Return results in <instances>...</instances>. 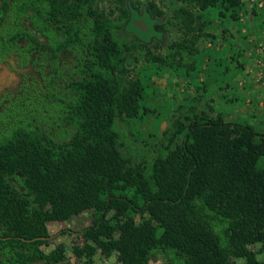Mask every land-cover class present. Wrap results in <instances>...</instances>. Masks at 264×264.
Instances as JSON below:
<instances>
[{
    "label": "trees",
    "instance_id": "1",
    "mask_svg": "<svg viewBox=\"0 0 264 264\" xmlns=\"http://www.w3.org/2000/svg\"><path fill=\"white\" fill-rule=\"evenodd\" d=\"M0 2V63L16 56L22 67L38 54L54 77L60 55L74 57L59 96L49 82L42 117L0 116V264L62 263L64 245L42 250L47 224L87 210L95 220L73 249L84 264L98 250L116 252L120 264L156 255L167 264H256L255 245L264 256V134L193 113L144 168L131 158L133 133L120 127L143 110V85L125 80L143 45L124 32L129 5L120 0L115 21L96 0ZM181 2L173 19L187 35L196 19L189 7L234 14L243 0ZM147 10L158 13L154 4Z\"/></svg>",
    "mask_w": 264,
    "mask_h": 264
},
{
    "label": "rangeland",
    "instance_id": "2",
    "mask_svg": "<svg viewBox=\"0 0 264 264\" xmlns=\"http://www.w3.org/2000/svg\"><path fill=\"white\" fill-rule=\"evenodd\" d=\"M123 1L129 5L133 19L145 28V32L132 28L127 33L129 39L138 36L143 43L129 58L125 78L143 85V110L135 119L127 120L131 127L120 123V127L130 128L134 135L133 161L147 168L174 125L187 123L193 113L220 115L225 121L248 124L264 134V0H243L236 13L224 15L219 10L201 12L191 6L189 10L196 19L194 31L187 35L179 21L173 19V11L184 6L181 0ZM150 4L160 14L151 15L147 10ZM96 6L115 21L124 8L120 0H96ZM20 45L24 46V42ZM40 59L38 54L32 55L22 67L16 56L0 63V116L14 110L19 116L38 111L42 117L49 82L54 83L56 96L62 93L73 66V55H60L54 77L49 65ZM110 216L111 213L107 218ZM141 219L134 216L136 223ZM94 220V211L87 210L63 222H49L51 239L42 250L49 253L62 244L65 260L59 264H84L85 259L76 256L73 249L82 247L79 232ZM251 250L256 264H264L260 247L255 245ZM244 262L234 259L232 264ZM90 264L120 263L116 252L105 256L98 250ZM151 264L167 263L163 256L156 255Z\"/></svg>",
    "mask_w": 264,
    "mask_h": 264
},
{
    "label": "flooded vegetation",
    "instance_id": "3",
    "mask_svg": "<svg viewBox=\"0 0 264 264\" xmlns=\"http://www.w3.org/2000/svg\"><path fill=\"white\" fill-rule=\"evenodd\" d=\"M0 6H1V2H0ZM142 14L143 13H141L139 16H141ZM132 28L135 29L137 32H145L142 22L133 19L131 10L129 8V18L124 26V32L127 34L131 31ZM154 28L156 29L155 25H154ZM133 38H137L140 41V38L138 36H135V37L132 36L131 39Z\"/></svg>",
    "mask_w": 264,
    "mask_h": 264
},
{
    "label": "water",
    "instance_id": "4",
    "mask_svg": "<svg viewBox=\"0 0 264 264\" xmlns=\"http://www.w3.org/2000/svg\"><path fill=\"white\" fill-rule=\"evenodd\" d=\"M144 30H145V28H144Z\"/></svg>",
    "mask_w": 264,
    "mask_h": 264
}]
</instances>
